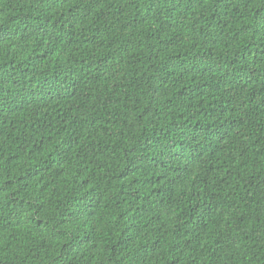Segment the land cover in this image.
Wrapping results in <instances>:
<instances>
[{
    "label": "trees",
    "instance_id": "1",
    "mask_svg": "<svg viewBox=\"0 0 264 264\" xmlns=\"http://www.w3.org/2000/svg\"><path fill=\"white\" fill-rule=\"evenodd\" d=\"M0 264H264V0H0Z\"/></svg>",
    "mask_w": 264,
    "mask_h": 264
}]
</instances>
